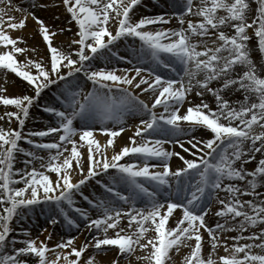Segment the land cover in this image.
I'll return each instance as SVG.
<instances>
[{
  "label": "snow or ice",
  "instance_id": "snow-or-ice-1",
  "mask_svg": "<svg viewBox=\"0 0 264 264\" xmlns=\"http://www.w3.org/2000/svg\"><path fill=\"white\" fill-rule=\"evenodd\" d=\"M50 6L62 7L77 28L67 49L54 38L71 28L53 29L36 15ZM141 7L143 0H30L28 7L0 0V71L27 82L32 93L12 98L0 89V105L15 109L0 121L18 124L0 126V264H29L28 258L96 264L94 255L85 257L90 248L116 250L112 264L138 250L145 253L136 256L143 264H172L170 253L181 247L190 249L183 264H264V192L258 191L264 188V63L253 59L254 52L264 59V0H174V15L137 18ZM29 18L46 45V63L25 55L35 49L21 47L26 40L12 35ZM122 42L138 44L137 64L114 51ZM113 59L132 67H109ZM101 60L104 66L97 65ZM46 90L56 103L42 110L56 123L25 133L30 109ZM236 93L242 100L226 98ZM129 117L139 123L117 151L116 139L131 131ZM95 125L107 137L104 144ZM197 130L210 138L196 136ZM18 154L27 157L24 167H16ZM257 154L256 167L248 170ZM174 158L180 167L173 168ZM92 182L105 198L84 194ZM77 197L97 215L77 206ZM37 206H46L53 227L79 230L83 222L91 239L78 246V237H68L53 247L52 233L39 240L23 231L16 239L14 222ZM177 210L180 218L169 227ZM213 217L218 219L210 224Z\"/></svg>",
  "mask_w": 264,
  "mask_h": 264
},
{
  "label": "bare ground",
  "instance_id": "bare-ground-1",
  "mask_svg": "<svg viewBox=\"0 0 264 264\" xmlns=\"http://www.w3.org/2000/svg\"><path fill=\"white\" fill-rule=\"evenodd\" d=\"M58 2H59V0H56V3H58ZM13 3L16 4V5H19L21 7H28L29 4H30V0H13ZM146 3L149 4L148 5L149 8H147L145 6ZM170 10L176 11V9L174 8V0H143V7H141L139 9V12L137 13V18L140 15H152V16L160 15V14H163L164 12H167V11H170ZM15 15L17 16V19L20 18V14L19 13H15ZM56 16H59L58 20L56 19ZM39 17L43 18L46 21V23L49 24L53 29H56V26H61V27L64 26L65 27L66 24L68 23L67 22L68 21L67 14L64 12L62 7L61 8H56L54 6H50L48 10H39ZM193 20H194V22H197L198 18H193ZM176 25H178V23H177V21L175 19H173V21L171 23V27L176 28ZM70 26H72L71 27L72 29H76V26L74 24H71ZM68 34H69L68 31H64L63 32V36H62L63 39ZM12 35L14 37H21L22 36L26 40V45L22 44L21 47H25V46L27 47V45L30 44L32 41L33 42L35 40L39 41L38 47L35 48V51H29L28 53L25 54L29 58H32L34 56L36 50L39 49L41 47V45L43 44L42 39H40V37L38 35V29L36 27V24L32 20L31 21L28 20L27 26H26V28L24 30L13 32ZM70 42L71 41L62 42L61 44L63 46L67 47L70 44ZM126 43L127 42H122L120 44V46L118 47L117 52L120 55L125 56L127 59H131L130 55H132V52H131L130 49L129 50L127 49V46H125ZM130 43H132V42H130ZM121 45H122V47H121ZM29 49H31V48H29ZM41 50L43 51V49H41ZM43 53L46 54V50H44ZM18 59L22 62V61H24L23 60L24 56H19ZM253 59L259 61L260 63H264V59L261 58V56H260V54L258 52H254L253 53ZM132 61H133V65L138 63L137 59H136V61L135 60H132ZM113 62L114 63L109 64L108 66L111 67L113 64L115 65V60H113ZM124 62L126 63V61H124ZM125 67L131 68L132 65H128L126 63L122 67L119 66V68H125ZM159 71L162 72L166 76L169 75V73L165 69H159ZM54 91H55V89H54ZM5 95L8 96V97H12V98L17 97V96H22V94L19 93L17 87H15V88L12 87V89H10V90L7 89L5 91ZM142 98L145 99L146 102H150V100H151V97L148 96L147 94L142 96ZM226 98H229L233 102H235L237 100H242V96L239 93L227 96ZM190 99L192 100L193 103H199L200 102L199 98L195 97L194 95L192 97H190ZM205 100L207 102H209L210 104H212L213 108H215V104L212 103V98L210 96H206ZM187 106L188 105H185V107H187ZM45 114H47V118H46L45 126L42 129H44L45 127L49 126V124H55L56 123L54 117H52L48 113H45ZM128 123L129 122H126V124H128ZM136 124H138V123H136ZM136 124H132V126L133 125L135 126ZM28 127H30V126H28ZM77 127H79V122H77ZM99 127H100L99 125H95L94 126V128H96V130H99ZM29 129H31V128H29ZM42 129H40V130H42ZM130 129H131V131H125L120 137H118L116 139V150L117 151L121 147L126 145L128 143V138L133 135L135 127L134 128L132 127ZM202 132L207 134V137L202 138V139L206 140V139L210 138L211 134L206 132V131H204V130H197L195 135L198 134V133H202ZM94 135L96 136V138L99 140V142L101 144H104L106 142V140H107V137L104 136L103 134H101V137H99V135H97L96 132H95ZM44 142H47V139H44ZM185 146L187 147L188 145L185 143ZM166 147L170 148V146H168V145H166ZM175 150L178 151V152H181V154L187 156V154L183 153L182 150L178 146L175 148ZM82 151L84 153L85 161H86V156H87L86 149L82 150ZM108 155L109 156L112 155V151L111 150H109ZM188 158H191V157L189 156ZM258 158L259 159L261 158L260 154H257V160L256 161H253L251 164L247 165V169L248 170H253L256 167V164H257V162L259 160ZM253 163H256V164H253ZM172 166H173V168L180 167L181 166V162L178 159L174 158L173 161H172ZM86 168H87V164L85 162V169ZM75 179H79V177H75ZM104 179L106 180L107 177H104ZM74 182H75V180H74ZM261 192H264V190L263 191L261 190ZM84 194L85 195H89V197L92 198L94 201L99 199L97 197H100V199L102 197L103 198L106 197V194L104 193L103 189L100 188L99 185H96L94 182L91 183L90 187H86L84 189ZM223 195H221V196H223ZM245 198H247V197H244L243 199H245ZM76 204H77V206H80L82 208H85L86 210H89L90 214L93 217H95L97 215L96 212L92 211L91 205L87 204V202L83 201L80 197L76 198ZM142 206H143L142 204H138V207H142ZM125 207H127V206H125ZM35 209H37V214L34 215L32 221H30L28 223V224H30L29 227H30L31 232H32L33 235H35L36 231L40 228V224H42L41 222L43 221V219H42V215H41L42 212L41 211H44V212L47 211L46 210V206H44V208H42L41 206H37ZM216 210H217V206H213V212H215ZM179 218H180V212H179V210H177V212L174 213L173 218H171L170 221H169V227H175V222ZM216 219H218V218L214 217V221H212L210 224H214ZM123 223L126 226V221H124ZM60 225L61 224L56 225L55 227H53L48 232V233H52V236H53V239L48 242L50 247H53L55 245V243H57L59 240L63 239V237L60 234V231L62 230ZM45 233H46V236H47L48 233L47 232H45ZM64 233H66L67 236H73L74 234L78 233V235H79V237L77 239V245L78 246H80L83 243L87 242L86 238L91 239V237L89 236V233L86 232V231H81L80 232V231H78L76 229H69L67 227V228H65ZM109 235L111 236L112 233L110 232ZM148 235H149V237H151L153 235V233L150 232ZM228 235H232V234L229 233ZM207 239H208V237L205 234V240H207ZM41 240H44V239H41ZM175 251L176 250L174 249L170 253V255L172 256V264H183V258H184V256H186L189 253L190 249L185 247V251L182 254H180V255L179 254H175ZM209 252H210V246L206 244L204 246V254L207 255ZM144 254H145L144 252L138 250L135 253L134 256H132L131 258H129L127 260H125L123 258H119L120 259V264H143V261H137L136 260V256H143ZM220 254H223L222 250L220 251ZM90 255H94L96 257V264H112V262L114 260L118 259V252L116 250H114V249H109V250H106L104 252H97L94 249L90 248L89 252L85 253V257H88ZM49 256L51 258H53V259L55 258L51 253H49Z\"/></svg>",
  "mask_w": 264,
  "mask_h": 264
},
{
  "label": "rangeland",
  "instance_id": "rangeland-1",
  "mask_svg": "<svg viewBox=\"0 0 264 264\" xmlns=\"http://www.w3.org/2000/svg\"><path fill=\"white\" fill-rule=\"evenodd\" d=\"M148 5H149L148 3L145 4V6L147 8H149ZM35 11H36V15L39 16V10H35ZM175 12L176 11L170 10V11L164 12L163 14L164 15H169V14L174 15ZM29 21H31V18H29ZM67 22L68 23L66 24L65 27L64 26L63 27L56 26V29H67V28H71L72 27V26H70L71 24L69 23V21H67ZM72 24H74V23H72ZM178 26L179 25H176V27H178ZM76 31H77V28L76 29H72L71 28V31L70 32L68 31L69 34L64 39L62 37L63 36V33H59L58 32V34L54 38V44L56 46H60V47H63L65 49H67L69 45L66 47V46H63L61 43L62 42H67V41H71L74 38V34H75ZM39 37H40V39H42V37L40 35H39ZM38 44H39V41H36L35 40L34 42L32 41L30 44H28L27 47L28 48H31V49H35V48L38 47ZM125 46H127V49L128 50L130 49L131 52H132V55H130L131 56V59L135 58L134 60L136 61L138 53L136 51H134V49L138 46V44L136 42H132V43L127 42ZM121 47H122V45H121ZM41 49H43V51L46 50V54L43 53V51ZM117 50H118V48L117 49H114V51H117ZM48 55L49 54L47 52L46 45L43 42V44L41 45V47L36 50L34 56L31 59H33V60H41L42 59L46 63L47 60H48ZM24 59H25V57H24ZM113 60H115V59H113ZM113 60L111 61L110 64L114 63ZM125 64L126 63H124V62H121V61L117 62L115 60V65H117V67H119V66L122 67ZM97 65L98 66H104V61L103 60L98 61L97 62ZM12 87H14V88L17 87L19 93L22 94V95H25V94H29L30 95V94H32L31 91H30V89H29V85L27 84V82L22 81V79L16 77L15 74H12V73H8L7 76L5 77V74L2 71H0V89H5V91H6L7 89L8 90L12 89ZM89 87H90V85H88L85 88V90L86 91L87 90H90ZM5 91L3 93L4 95H5ZM55 103H56V101H55V97H54L53 92H48L46 90L45 93L42 94V97L39 100L38 104L35 105L32 109H30V118L26 122V126H25V129H24L25 133H27L29 131H39L40 129H42L45 126V122H46V118H47V114H45L43 112L42 108L45 105H50V106L51 105H55ZM6 110L7 111H15V109L12 106H8L7 109H6L5 106L0 105V115H4V113H5ZM127 122H129L128 123L129 125L127 124V127L129 129L132 128V127L134 128L135 126L134 125L132 126V124L139 123V117H129L127 119ZM0 126H3L6 129L8 127H11L13 129L18 128V124H17V122L15 120H13V122L11 123V125H9L8 122H7V118L4 121H0ZM28 126H30V127H28ZM47 127H45L42 130H46ZM29 128H31V129H29ZM95 132H96L97 135H99V137H101V134H100L101 132H99V130H96ZM196 136H198V137H200L202 139V138L207 137V134H205V133L202 132V133L196 134ZM44 139H47V142H52V140L54 139V137H52V138H44ZM35 140L37 142H40V138H38V137L35 138ZM21 146L24 147L26 151L33 150V146L32 145H28L25 141H21ZM46 155L47 154L45 153V156ZM24 159H27V157L23 156L22 154H18V160L21 161V162L20 163H17V165H16L17 168L24 167V165L22 163V161ZM253 164H256V163H253ZM36 166L39 167V163L38 162H37V165ZM246 167H247V165H246ZM52 178L55 179L54 174H53ZM20 186H22V185H20ZM261 190L263 191L264 188L258 189V191H260V192H261ZM125 194H127V193H125ZM221 195H223V193H221ZM97 198L100 199V197H97ZM250 198L251 197H247L245 199H250ZM41 212H42L41 215H42L43 221L41 222L42 224H40V228L36 231L35 235L32 234L31 229L29 227L30 224H28V223L30 221H32L33 216L37 214V209H34L32 211H28L27 214H26V218L25 219H23V220H16L14 222L16 231L12 235L16 239L20 240V239H23V235H22L23 231H28V232L31 233L32 238H37L38 237L39 240L45 239V237H46V233L45 232L48 233L53 228V226L51 225V223H50V221L48 219V213H47V211L46 212L41 211ZM212 221H214V217L211 220H209L208 222L211 223ZM60 226L62 228V230L60 231V234L63 237V239H66L68 237H79L78 233L74 234L73 236H67L66 233H64L65 228H67V226L64 225V224H61ZM45 229H47V231H44ZM78 231H80V232L81 231H86L83 222H81V228ZM231 234L233 236L236 235V233H231ZM20 246H22V245H19V244L17 245V247H20ZM184 251H185V247H181L178 252L175 251V254H179L180 255ZM28 259H29V264H36V261L34 259H31V258H28Z\"/></svg>",
  "mask_w": 264,
  "mask_h": 264
}]
</instances>
